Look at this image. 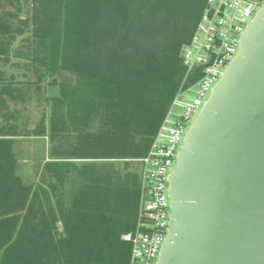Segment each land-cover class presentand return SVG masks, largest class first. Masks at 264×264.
Instances as JSON below:
<instances>
[{
  "label": "trees",
  "instance_id": "1",
  "mask_svg": "<svg viewBox=\"0 0 264 264\" xmlns=\"http://www.w3.org/2000/svg\"><path fill=\"white\" fill-rule=\"evenodd\" d=\"M26 1L32 10L22 18ZM205 4L0 0V66L24 61L38 90L44 77L60 88L50 160L25 185L10 106L26 103L30 84L0 68V264H128L121 236L134 231L139 202L128 161L146 155L184 80L182 53ZM19 38L27 50L14 55Z\"/></svg>",
  "mask_w": 264,
  "mask_h": 264
},
{
  "label": "water",
  "instance_id": "2",
  "mask_svg": "<svg viewBox=\"0 0 264 264\" xmlns=\"http://www.w3.org/2000/svg\"><path fill=\"white\" fill-rule=\"evenodd\" d=\"M182 142L156 264H264V5Z\"/></svg>",
  "mask_w": 264,
  "mask_h": 264
},
{
  "label": "built area",
  "instance_id": "3",
  "mask_svg": "<svg viewBox=\"0 0 264 264\" xmlns=\"http://www.w3.org/2000/svg\"><path fill=\"white\" fill-rule=\"evenodd\" d=\"M263 5L264 0H206L204 12L182 53L184 80L146 155L134 160L139 180L136 223L134 231L121 238L130 244L128 264L157 263L170 228L168 176L181 141L209 96L204 98L236 56L242 33ZM187 78L191 83L184 86ZM193 85L198 86L196 98L183 102L184 94Z\"/></svg>",
  "mask_w": 264,
  "mask_h": 264
},
{
  "label": "rangeland",
  "instance_id": "4",
  "mask_svg": "<svg viewBox=\"0 0 264 264\" xmlns=\"http://www.w3.org/2000/svg\"><path fill=\"white\" fill-rule=\"evenodd\" d=\"M31 10L32 5L30 2H24L22 5V18L28 16ZM26 50V43L20 38L12 46V54L14 55L21 54ZM17 63L19 67H15L14 65ZM0 68L5 71L7 76H14L17 82L30 84L28 92L29 99L26 103L16 106L11 105L10 110L14 113L16 124L22 135V137L15 139L13 145V152L17 159V175L25 185L35 184L43 163L50 160L48 152L50 109L52 99L59 96L60 88L58 85H51L52 79L50 77H44L40 84L37 82L40 87L38 90L34 84L37 81L34 67L24 61H18L13 58L10 65L6 67L0 66ZM64 76L58 77V82ZM26 86L28 85H24L25 88ZM197 90L198 86H191V90L184 94L182 101H193L197 96ZM207 96H210V93L206 95L204 100L207 99ZM177 111L181 113L182 109ZM128 166L129 171L137 172L136 162L134 160H129Z\"/></svg>",
  "mask_w": 264,
  "mask_h": 264
}]
</instances>
